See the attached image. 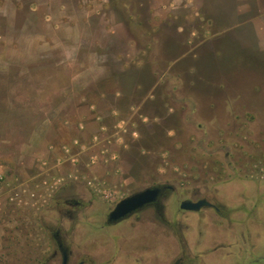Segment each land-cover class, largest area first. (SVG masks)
Instances as JSON below:
<instances>
[{"label":"rangeland","instance_id":"rangeland-1","mask_svg":"<svg viewBox=\"0 0 264 264\" xmlns=\"http://www.w3.org/2000/svg\"><path fill=\"white\" fill-rule=\"evenodd\" d=\"M262 12L264 0H0V264L50 247L71 181L106 206L171 184L188 243L214 237L204 253L218 264L264 256ZM197 190L219 214L179 210Z\"/></svg>","mask_w":264,"mask_h":264},{"label":"flooded vegetation","instance_id":"flooded-vegetation-1","mask_svg":"<svg viewBox=\"0 0 264 264\" xmlns=\"http://www.w3.org/2000/svg\"><path fill=\"white\" fill-rule=\"evenodd\" d=\"M71 182L63 191L72 192V196H63L60 206L53 208L55 225H45L50 247L37 253L35 264H218L204 253L212 247L214 237L208 245L188 243L185 230L170 218L166 197L175 186L158 182L134 190L128 195L158 189L153 200L114 220L110 212L122 198L106 206L85 183ZM204 194L197 190L181 197L179 210L207 208L219 214L216 198L209 200ZM184 200L206 204L188 210L180 206ZM250 260L236 264H264V256Z\"/></svg>","mask_w":264,"mask_h":264},{"label":"water","instance_id":"water-1","mask_svg":"<svg viewBox=\"0 0 264 264\" xmlns=\"http://www.w3.org/2000/svg\"><path fill=\"white\" fill-rule=\"evenodd\" d=\"M158 189L157 188H147L140 192L128 195L122 198L110 212V219H118L127 213L131 212L133 209L142 206L143 204L153 200L156 196ZM203 200L197 202H191L189 200H184L181 203V208L188 210H196L202 205H204Z\"/></svg>","mask_w":264,"mask_h":264},{"label":"trees","instance_id":"trees-1","mask_svg":"<svg viewBox=\"0 0 264 264\" xmlns=\"http://www.w3.org/2000/svg\"><path fill=\"white\" fill-rule=\"evenodd\" d=\"M201 17H203L204 18V22L205 23H207V25L210 27V28H212V26H214V19L211 17V16H209V15H206L205 13H201ZM236 25H238V24H235V25H229V26H226L225 27V29H223V30H229L230 28H232L233 26H236ZM231 26V27H230ZM220 31H222V30H220ZM219 31V32H220ZM187 52V51H186ZM186 52H182V53H179V54H177L176 56H174L173 58H171L170 60H169V62L170 63H172V62H174L175 60H177V59H179L181 56H183ZM174 55V54H173Z\"/></svg>","mask_w":264,"mask_h":264},{"label":"crops","instance_id":"crops-1","mask_svg":"<svg viewBox=\"0 0 264 264\" xmlns=\"http://www.w3.org/2000/svg\"><path fill=\"white\" fill-rule=\"evenodd\" d=\"M264 16V12L260 15L261 20L263 19L262 17ZM41 17V16H40Z\"/></svg>","mask_w":264,"mask_h":264}]
</instances>
